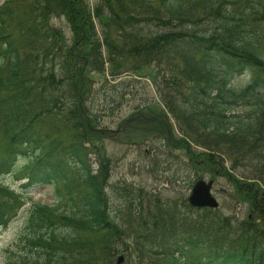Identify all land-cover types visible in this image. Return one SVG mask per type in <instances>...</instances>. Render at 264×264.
Segmentation results:
<instances>
[{
  "label": "trees",
  "instance_id": "16d2710c",
  "mask_svg": "<svg viewBox=\"0 0 264 264\" xmlns=\"http://www.w3.org/2000/svg\"><path fill=\"white\" fill-rule=\"evenodd\" d=\"M54 18L69 25V43ZM147 22L167 31L140 36L137 27ZM155 60L179 85L164 101L185 136H175L155 105L135 107L115 130L103 125L107 113L89 105L105 64L112 76L143 75ZM137 133L184 150L198 179L228 178L248 216L144 189L114 210L105 141ZM21 161L20 190L0 183V228L30 201L26 241L39 258L6 264H116L122 251L139 264H264V0H99L93 10L88 0L0 5V176L17 173ZM40 185L54 187L56 206L28 195Z\"/></svg>",
  "mask_w": 264,
  "mask_h": 264
},
{
  "label": "rangeland",
  "instance_id": "374dc122",
  "mask_svg": "<svg viewBox=\"0 0 264 264\" xmlns=\"http://www.w3.org/2000/svg\"><path fill=\"white\" fill-rule=\"evenodd\" d=\"M8 0H0V5ZM99 0H88L92 9L98 4ZM52 24L65 33L67 42H70L72 32L65 19H52ZM160 23H144L137 27L138 34L158 35L167 31L160 26ZM214 26V23L208 24L207 27ZM174 30V26H169L168 30ZM99 35L101 30L97 25ZM105 51V50H104ZM106 58V51L104 52ZM179 63V60H175ZM165 61H154L151 66L143 67L141 73L136 75L133 71L124 72L120 75L112 76L108 64H105V74L98 76L94 83V101L89 107L94 110H103L107 113L103 117V125L112 129H117L120 123L133 114L135 107L153 106L156 107V113L163 114L173 125L174 134L178 138L184 137L183 128L178 121L173 118L166 108L164 95L167 92L179 91V85L169 79V73ZM150 74V76L148 75ZM155 75V80L152 78ZM142 76V77H139ZM247 78L241 77L240 81L246 82ZM176 88V89H175ZM144 111V110H142ZM164 119V117H162ZM128 133H124L127 136ZM116 136L115 140L107 139L105 147L107 153L112 159V174L108 193L110 202L114 210L123 209L125 200L132 198L140 189H144L142 195H154L162 198H173L176 200L188 199L191 195L195 180L198 175L188 166L186 152L180 147L170 148L166 146L163 136L148 135L137 133L134 140L127 141ZM138 143V144H135ZM142 144V145H140ZM196 151H203L202 148L195 146ZM94 169H97L95 158ZM24 161L20 162L17 173L0 176V183L9 185L11 189L20 190L21 185L25 182L23 175L26 172H19L23 168ZM230 167V165H227ZM244 169L243 165H238ZM242 171V170H240ZM236 172V171H235ZM240 174V172H236ZM203 179L210 180V176L205 174ZM213 194L220 203V211L226 216H234L238 219H245L249 214V204L244 203L241 198H234L235 192L230 180L226 177L219 176L216 178L213 187ZM35 203L48 206H56L58 203L57 193L53 186L40 185L29 190L28 194ZM124 197H123V196ZM32 203L28 201L20 210L18 216L7 226L0 228V264H6L8 259L12 261L22 259L27 255L33 256L37 260L39 256L30 252V246L26 241L27 217ZM68 233H72L68 230ZM133 243L132 240H129ZM124 247V246H123ZM120 251L122 246L119 247ZM125 249V247H124ZM129 251V250H128ZM123 255L126 258L124 264H139V257L131 259L130 251L124 252L115 257Z\"/></svg>",
  "mask_w": 264,
  "mask_h": 264
},
{
  "label": "water",
  "instance_id": "95a60500",
  "mask_svg": "<svg viewBox=\"0 0 264 264\" xmlns=\"http://www.w3.org/2000/svg\"><path fill=\"white\" fill-rule=\"evenodd\" d=\"M212 186L213 182L206 183L203 180L198 181L189 198L190 204L197 208L217 209L219 207V203L211 193ZM123 262L124 257H119L118 264H122Z\"/></svg>",
  "mask_w": 264,
  "mask_h": 264
}]
</instances>
